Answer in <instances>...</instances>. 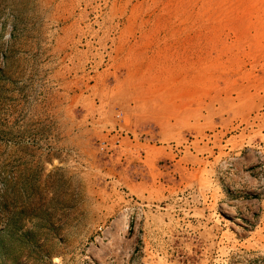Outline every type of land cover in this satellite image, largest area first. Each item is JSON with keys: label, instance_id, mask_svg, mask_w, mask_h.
Instances as JSON below:
<instances>
[{"label": "rangeland", "instance_id": "374dc122", "mask_svg": "<svg viewBox=\"0 0 264 264\" xmlns=\"http://www.w3.org/2000/svg\"><path fill=\"white\" fill-rule=\"evenodd\" d=\"M0 264H264V0H0Z\"/></svg>", "mask_w": 264, "mask_h": 264}, {"label": "crops", "instance_id": "0c3cea01", "mask_svg": "<svg viewBox=\"0 0 264 264\" xmlns=\"http://www.w3.org/2000/svg\"><path fill=\"white\" fill-rule=\"evenodd\" d=\"M104 123H105V122H102L103 126H104Z\"/></svg>", "mask_w": 264, "mask_h": 264}]
</instances>
